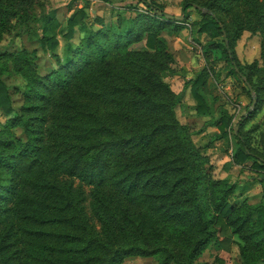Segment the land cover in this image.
Segmentation results:
<instances>
[{"label": "trees", "instance_id": "1", "mask_svg": "<svg viewBox=\"0 0 264 264\" xmlns=\"http://www.w3.org/2000/svg\"><path fill=\"white\" fill-rule=\"evenodd\" d=\"M138 1L146 9L133 16L117 13L96 30L81 24L84 34L76 45L67 43L62 61L55 53L60 22L43 13L38 43L59 62L46 75L36 71V47L0 51V264H119L130 256L195 264L209 243L225 250L233 237L240 264H263L264 202L231 201L236 184L206 172L207 158L178 118L180 95L166 80L175 60L161 31L177 20L153 1ZM37 4L0 0V41L16 25L37 20ZM183 6L202 15L198 32L217 29L224 37L227 61L258 97L231 130L229 164L251 161L250 168L263 169L264 83L256 62L238 60L234 44L245 29L263 33L264 0H184ZM83 15L67 19L64 37ZM141 40L143 47H131ZM203 70L189 87L195 112L211 115L203 90L211 70ZM13 74L23 81L19 109L2 79ZM214 122L228 138L227 109ZM62 175L89 186L99 229L88 221L81 192ZM258 181L264 185V174ZM213 262L225 260L215 255Z\"/></svg>", "mask_w": 264, "mask_h": 264}, {"label": "rangeland", "instance_id": "2", "mask_svg": "<svg viewBox=\"0 0 264 264\" xmlns=\"http://www.w3.org/2000/svg\"><path fill=\"white\" fill-rule=\"evenodd\" d=\"M153 1L159 5L163 12L175 17L177 22L170 28H164L161 35L166 39L168 49L173 55L175 62V74L166 77V80L172 86V89H179L180 106L177 107L179 120L188 126L192 141L199 147L201 155L207 158L204 164L206 172L213 179H226L235 183L234 193L231 201H247L249 203L264 202V185L258 181V177L264 174L263 169L250 168L251 161L244 166L230 165L229 161L234 145L232 131L229 137L221 136L215 126L214 120L219 116L222 108L227 109L231 114V121L236 123L243 114L252 108L253 98H256L255 92L250 90L244 81V77L235 73V69L229 64L225 54L224 37L217 29L210 32H198V21L202 15L195 6L184 10V0H147ZM145 10V4L138 0H38L34 11L36 19L27 25H16L9 32L3 35L0 41V51L7 52L21 48L31 50L36 47L35 68L38 74L46 75L50 67H58L59 62L49 51H43L39 46L38 39L40 35L41 16L43 13H49L55 16L60 22V32H57L58 44L55 47V53L63 60L66 45L68 42L76 45L79 38L84 34L85 29L80 25L85 24L94 30L101 27L104 23L115 20L117 13L119 18L135 15L136 9ZM204 10L203 8H200ZM83 10L76 24L72 27L71 35L64 37L62 32L66 30L67 19L76 11ZM183 11L185 13H183ZM183 14L186 17L183 20ZM223 22H228L229 18L225 13L219 12ZM98 17L102 22L98 21ZM183 20V21H180ZM179 28V34H171L174 28ZM87 28V29H88ZM263 33L243 30L238 36L234 51L238 60L243 64L256 62V73L264 83V62L260 51L262 50ZM145 44V40L135 42L131 45L133 49H140ZM264 50V47H263ZM209 67L211 74L206 77L203 90L209 95L211 115H199L195 112L196 102L189 90L190 81L198 73H203V67ZM262 67V68H260ZM2 79L11 90V99L13 107L19 109L23 102L22 89L23 81L19 75H3ZM15 90V91H14ZM175 91V90H174ZM261 97L264 98V89L261 91ZM258 102V97L256 98ZM45 121L41 128L48 123V115L45 114ZM5 121V117L0 113V127ZM236 127H233L235 129ZM20 133L21 129H14ZM236 130V129H235ZM62 178L71 183L73 187L81 193V205L86 213L88 221L99 229L98 221L92 216L86 194L89 192V186L81 182L77 177L62 175ZM244 186V190L241 188ZM233 241L229 242L225 250H215L214 244L209 243L202 254L196 259L195 264H214V256L219 255L225 260L224 264H240L239 249ZM119 264H157L155 257L130 256L126 257ZM264 264V262H263Z\"/></svg>", "mask_w": 264, "mask_h": 264}, {"label": "water", "instance_id": "3", "mask_svg": "<svg viewBox=\"0 0 264 264\" xmlns=\"http://www.w3.org/2000/svg\"><path fill=\"white\" fill-rule=\"evenodd\" d=\"M166 16H168V17H171V15H166ZM244 81H245V83L248 85V87L250 88V90L252 91V89H251V87H250V84L244 79ZM255 104H256V98L254 97L253 98V102H252V108H254V106H255ZM251 108V109H252Z\"/></svg>", "mask_w": 264, "mask_h": 264}, {"label": "built area", "instance_id": "4", "mask_svg": "<svg viewBox=\"0 0 264 264\" xmlns=\"http://www.w3.org/2000/svg\"><path fill=\"white\" fill-rule=\"evenodd\" d=\"M230 126H232V128L231 127L228 128L229 132L233 129V127H235V123L233 124V122H232V124Z\"/></svg>", "mask_w": 264, "mask_h": 264}, {"label": "crops", "instance_id": "5", "mask_svg": "<svg viewBox=\"0 0 264 264\" xmlns=\"http://www.w3.org/2000/svg\"><path fill=\"white\" fill-rule=\"evenodd\" d=\"M171 87H172V86H171ZM174 90H175V92H176V93H178V92H179V91H178L179 89H174ZM189 90H190V88H189ZM179 106H180V104H179Z\"/></svg>", "mask_w": 264, "mask_h": 264}]
</instances>
